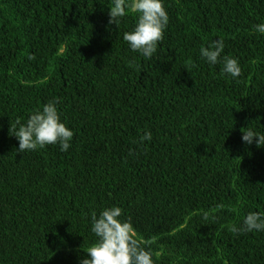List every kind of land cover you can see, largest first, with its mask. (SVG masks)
Here are the masks:
<instances>
[{
  "label": "trees",
  "instance_id": "16d2710c",
  "mask_svg": "<svg viewBox=\"0 0 264 264\" xmlns=\"http://www.w3.org/2000/svg\"><path fill=\"white\" fill-rule=\"evenodd\" d=\"M111 3L0 0V264H80L113 205L154 264H264V231H230L264 212V147L241 140L264 133V0H164L151 59ZM215 39L238 78L201 59ZM55 98L71 147L19 152L12 126Z\"/></svg>",
  "mask_w": 264,
  "mask_h": 264
},
{
  "label": "clouds",
  "instance_id": "9594fccd",
  "mask_svg": "<svg viewBox=\"0 0 264 264\" xmlns=\"http://www.w3.org/2000/svg\"><path fill=\"white\" fill-rule=\"evenodd\" d=\"M109 23L117 26L120 18L129 12L137 15L135 26L123 33L122 39L129 49L151 59L156 53L158 43L164 38V30L169 22V15L164 0H112L108 7ZM255 31L264 34V23L254 26ZM224 41L215 39L201 46L200 57L210 65L222 64L224 74L233 79L241 75V67L236 58L222 55ZM29 59H34L29 56ZM59 99L55 98L35 109L25 123L17 122L12 126V135L18 141V151H35L47 145H58L61 152L71 147L74 132L61 119L58 110ZM264 147V133L249 127L243 131L242 142ZM141 142L150 141L152 133L144 132ZM123 210L119 206L103 209L99 215L92 212L91 232L97 237L88 247L87 258L80 264H154L152 254L142 246V241L130 222L121 219ZM230 231L236 234L264 231V212H249L239 226L233 225Z\"/></svg>",
  "mask_w": 264,
  "mask_h": 264
}]
</instances>
